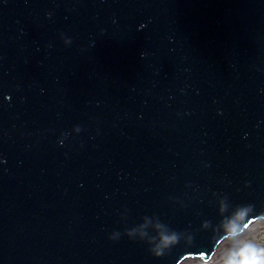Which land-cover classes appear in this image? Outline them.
<instances>
[{
	"label": "water",
	"instance_id": "obj_1",
	"mask_svg": "<svg viewBox=\"0 0 264 264\" xmlns=\"http://www.w3.org/2000/svg\"><path fill=\"white\" fill-rule=\"evenodd\" d=\"M264 219V0H0V264L211 259Z\"/></svg>",
	"mask_w": 264,
	"mask_h": 264
},
{
	"label": "built area",
	"instance_id": "obj_2",
	"mask_svg": "<svg viewBox=\"0 0 264 264\" xmlns=\"http://www.w3.org/2000/svg\"><path fill=\"white\" fill-rule=\"evenodd\" d=\"M253 222H256V223L251 225L253 227H251L249 229V232H248V234L245 237L241 238L238 241L231 242L229 244L230 247H232L233 250L239 251L237 253H242L246 249V247L249 246V245L255 246V248H264V219H257V220H255ZM228 236H230V235H228ZM237 253H233V254L229 255L228 261L232 258V256L234 254H237ZM218 258H216V259H218ZM198 260L200 261V263L202 262V260H200V259H198ZM228 261H227V263H228ZM202 263H204V262H202Z\"/></svg>",
	"mask_w": 264,
	"mask_h": 264
},
{
	"label": "clouds",
	"instance_id": "obj_3",
	"mask_svg": "<svg viewBox=\"0 0 264 264\" xmlns=\"http://www.w3.org/2000/svg\"><path fill=\"white\" fill-rule=\"evenodd\" d=\"M228 264H264V248L249 245L242 253L234 254Z\"/></svg>",
	"mask_w": 264,
	"mask_h": 264
},
{
	"label": "bare ground",
	"instance_id": "obj_4",
	"mask_svg": "<svg viewBox=\"0 0 264 264\" xmlns=\"http://www.w3.org/2000/svg\"><path fill=\"white\" fill-rule=\"evenodd\" d=\"M254 223H256V222H253V223H251L249 226H247V227H245V229L241 232V233H239V234H233V235H230V236H228L227 238H225L221 243H219L218 244V246H217V250L222 246V245H229L231 242H234V241H238V240H240L241 238H243V237H245L247 234H248V232H249V229L251 228V227H253V226H251V225H253ZM217 250H216V252L215 253H213V256H212V258L209 260V261H207V262H204V263H209V262H212L213 261V259L216 257V255H217ZM198 259L195 257V256H189V257H186L185 259H183L181 262H180V264H191V263H193L194 261H197ZM199 261V260H198ZM203 262V261H202ZM201 262V263H202Z\"/></svg>",
	"mask_w": 264,
	"mask_h": 264
},
{
	"label": "rangeland",
	"instance_id": "obj_5",
	"mask_svg": "<svg viewBox=\"0 0 264 264\" xmlns=\"http://www.w3.org/2000/svg\"><path fill=\"white\" fill-rule=\"evenodd\" d=\"M228 246V247H227ZM239 251L233 250L232 247H230V245H222L218 250H217V255L216 257L213 259L212 262L209 263H205V264H228V257L229 255L233 254V253H237ZM219 257V258H218ZM218 258V259H216ZM198 259V258H197ZM216 259V260H215ZM191 264H204V263H200V261H194Z\"/></svg>",
	"mask_w": 264,
	"mask_h": 264
}]
</instances>
